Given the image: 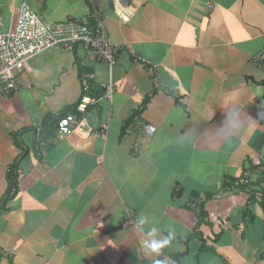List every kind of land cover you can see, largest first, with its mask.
<instances>
[{"label": "crops", "instance_id": "crops-1", "mask_svg": "<svg viewBox=\"0 0 264 264\" xmlns=\"http://www.w3.org/2000/svg\"><path fill=\"white\" fill-rule=\"evenodd\" d=\"M23 1L51 23L94 18L119 52L109 70L61 45L0 87V264H264L249 186L264 170V0H0V31ZM79 67L116 88L92 89L62 135Z\"/></svg>", "mask_w": 264, "mask_h": 264}, {"label": "built area", "instance_id": "built-area-1", "mask_svg": "<svg viewBox=\"0 0 264 264\" xmlns=\"http://www.w3.org/2000/svg\"><path fill=\"white\" fill-rule=\"evenodd\" d=\"M207 7L211 10L213 3L209 2ZM78 43L86 45L99 55L111 70L116 61L117 48L106 41L99 22L95 25L72 21L47 22L34 12L28 2H21L15 23L7 31H0V85L3 92L8 94L15 90L17 77L21 72L29 70L28 61L31 58L57 45L72 46ZM259 60L264 66V51L260 54ZM90 78H93V75ZM87 84V80L82 82L84 88ZM103 88L105 89L104 98L111 101L116 83L110 78ZM93 100L91 97L84 96L77 110L84 111L86 105L94 102ZM76 122L73 116L62 118L58 122L59 133L71 134V125ZM104 128L106 124H103ZM154 130V126H146L147 133L152 134ZM245 182L247 183L246 180ZM162 263L173 264V261L170 258H164Z\"/></svg>", "mask_w": 264, "mask_h": 264}, {"label": "trees", "instance_id": "trees-1", "mask_svg": "<svg viewBox=\"0 0 264 264\" xmlns=\"http://www.w3.org/2000/svg\"><path fill=\"white\" fill-rule=\"evenodd\" d=\"M86 3H87V5L89 6V7H91V9H92V5H91V3H90V1L89 0H86ZM97 22H96V20L94 19V18H90V20H89V24L90 25H95ZM118 52H119V50L117 49V54H118ZM117 56V55H116ZM92 75V72L91 71H89V72H84L83 71V68L82 67H79V74H78V77H79V80H80V83H81V96L79 97V99L77 100V102L75 103V104H73L72 106H69L68 107V112H64V113H61L59 116H57V120H56V122H57V127H58V122L62 119V118H65V117H67V116H73V117H75V115H79V114H81V112L80 111H78L77 110V107H78V105L81 103V101H82V98L84 97V96H88L89 94H90V91L92 90V89H96V88H94L95 87V84L93 83L94 81L92 80V78H90V76ZM84 80H87L88 81V84H87V87L86 88H84L83 86H82V82L84 81ZM264 82V81H263ZM97 87V86H96ZM96 93V94H95ZM94 93V95H95V97H100V96H102V95H104V93H105V89L104 88H97L96 89V92ZM91 95H93V93H91ZM93 95V96H94ZM89 97V96H88ZM73 109V111H72V113H74V114H71V115H69V111H71ZM76 118V117H75ZM77 119V118H76ZM248 182H249V180H247ZM251 184H252V187H259V188H261V196L263 197L262 199H263V201H262V209H263V213H264V190L262 189L263 188V184H264V170H262L261 172H259L258 173V178L257 179H255V181H252V182H250V185L249 186H251ZM13 187H15V185H13V186H11L10 187V190H9V193H11V189L13 188ZM251 187V188H252ZM12 192H13V190H12ZM249 195H252V196H255V192H254V190H252V192H251V194H249ZM252 199V198H251ZM251 199H249V201L250 202H252V201H254V199L253 200H251ZM263 224H264V217H263Z\"/></svg>", "mask_w": 264, "mask_h": 264}, {"label": "water", "instance_id": "water-1", "mask_svg": "<svg viewBox=\"0 0 264 264\" xmlns=\"http://www.w3.org/2000/svg\"><path fill=\"white\" fill-rule=\"evenodd\" d=\"M131 1L132 0H94L93 3L97 7H99L101 5V3H103L102 6L104 8L109 9L110 11H117V10L120 11L122 9L125 10V6L130 5ZM117 5H118L119 9H117ZM123 15H127V11L123 12L122 18L125 17Z\"/></svg>", "mask_w": 264, "mask_h": 264}, {"label": "clouds", "instance_id": "clouds-1", "mask_svg": "<svg viewBox=\"0 0 264 264\" xmlns=\"http://www.w3.org/2000/svg\"><path fill=\"white\" fill-rule=\"evenodd\" d=\"M165 244V242H161V241H153L150 245V248L153 252H157L159 253L160 248L163 247Z\"/></svg>", "mask_w": 264, "mask_h": 264}, {"label": "rangeland", "instance_id": "rangeland-1", "mask_svg": "<svg viewBox=\"0 0 264 264\" xmlns=\"http://www.w3.org/2000/svg\"><path fill=\"white\" fill-rule=\"evenodd\" d=\"M61 49H63V48L61 47V45H57V46H55V47L49 49V51H51V50H53V51H54V50H61ZM47 51H48V50H47ZM44 52H45V51H44ZM42 53H43V52H42ZM40 54H41V53H40ZM40 54H38V55H40ZM38 55H37V56H38ZM35 57H36V56H35ZM33 58H34V57H33ZM33 58H31L30 60H32ZM30 60H29V61H30ZM29 61H28V64L30 63ZM31 62H33V61H31ZM0 87L2 88L1 85H0Z\"/></svg>", "mask_w": 264, "mask_h": 264}]
</instances>
